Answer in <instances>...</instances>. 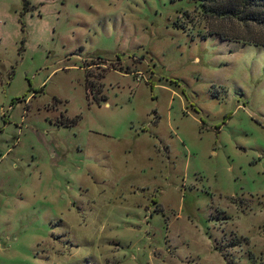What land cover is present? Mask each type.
<instances>
[{
    "label": "rangeland",
    "instance_id": "1",
    "mask_svg": "<svg viewBox=\"0 0 264 264\" xmlns=\"http://www.w3.org/2000/svg\"><path fill=\"white\" fill-rule=\"evenodd\" d=\"M27 1L0 0V264H264V46L192 0Z\"/></svg>",
    "mask_w": 264,
    "mask_h": 264
},
{
    "label": "trees",
    "instance_id": "2",
    "mask_svg": "<svg viewBox=\"0 0 264 264\" xmlns=\"http://www.w3.org/2000/svg\"><path fill=\"white\" fill-rule=\"evenodd\" d=\"M198 4L200 13L210 20L225 21L233 24L229 29L210 30L221 40L244 41L264 46V0H192ZM26 3L28 1L26 0ZM92 86V85H91ZM94 97V96H93ZM94 99L99 102L105 96ZM64 117V116H62ZM62 117L57 123L62 126H73L78 117ZM222 253L221 250L215 249Z\"/></svg>",
    "mask_w": 264,
    "mask_h": 264
},
{
    "label": "crops",
    "instance_id": "3",
    "mask_svg": "<svg viewBox=\"0 0 264 264\" xmlns=\"http://www.w3.org/2000/svg\"><path fill=\"white\" fill-rule=\"evenodd\" d=\"M20 129V128H19Z\"/></svg>",
    "mask_w": 264,
    "mask_h": 264
}]
</instances>
